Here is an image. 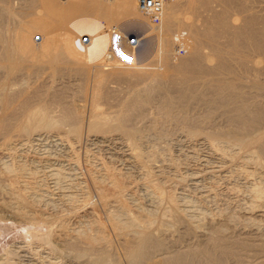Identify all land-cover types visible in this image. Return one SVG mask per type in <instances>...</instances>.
Listing matches in <instances>:
<instances>
[{
    "label": "bare ground",
    "instance_id": "6f19581e",
    "mask_svg": "<svg viewBox=\"0 0 264 264\" xmlns=\"http://www.w3.org/2000/svg\"><path fill=\"white\" fill-rule=\"evenodd\" d=\"M13 2V0H0V136L3 139L15 136L18 139L35 141V139L39 140L40 132L45 134L44 132L56 131V138L61 141L65 139L78 142L82 140L84 142L87 140L102 142L106 140V137H110V133L106 135L107 132L116 131L126 139L128 145L132 148H129L130 151L125 154L129 157L133 156L134 160H139L141 158L138 150L140 132L137 123L144 116L145 107L151 105L158 91H162V96L158 101L159 104L157 103L159 112L165 118H175L183 125H187L188 134L195 135L203 132V127L199 125L200 121L197 123L194 116L190 117L189 115V110L193 109L190 107L195 105L194 103L196 105L201 103L207 107L208 110L204 116L205 121L210 117L211 114L209 113L221 109L230 125L226 129L206 132L205 134L211 144L215 146L222 141L233 142V144L236 143L240 147L255 143L258 147L256 157L264 160V128H262L264 125V106L260 103L262 102L261 95L264 94V80L258 76L264 71V67L261 66V58L259 61L256 59L258 57L255 56V59L250 58L248 54L249 51L264 53V18L252 13L253 11H248L249 8L242 6L241 2V5L235 4L234 9L232 8L233 12H231L230 9L233 5L231 6L227 0H167L160 7L158 23L153 22L152 14L140 6L139 0H19L18 4L20 6L18 8L15 7ZM215 2L220 5L219 9V5L217 6L218 10L212 7ZM15 3L17 4V2ZM198 18H203L202 26L196 24ZM130 31H133L139 37L138 46L128 45L127 35L131 33ZM84 34L89 35V42L82 41ZM36 35H38V39L35 38ZM175 37L180 40L177 44L176 42L173 44ZM177 47L183 49V54H178ZM234 61H236V66L245 68V71L246 67L251 68L250 71L255 73L251 74L253 77L245 82L243 78H246L244 77L246 73L244 72V76H242L239 68L233 65ZM57 73L70 75V78L79 76L82 79L83 94L89 90V94H87L88 92L85 93L89 95L88 103H90L86 115L84 114V108L81 110L79 104H76V101L79 100H75L74 105V101L66 100L67 96L65 97L63 88L57 89L54 87L56 84L53 81L58 77ZM44 74L47 75L46 78L49 81L39 85L38 81L40 79L38 78L43 77ZM30 75L34 76L35 80L38 79L37 83L32 81L29 82L30 84L28 83L27 79ZM71 75L73 76L71 77ZM17 76L19 77L17 78ZM12 79H17L16 83L11 82ZM112 79L116 82L124 81V83H127L128 86L124 89L125 91L121 93L120 89L123 88H119L121 86L119 84V86L117 85L119 89H112L113 87L109 86L112 83L109 81H113ZM35 80L33 79V81ZM65 82L64 84H66ZM74 82H77V80ZM72 83L70 80L71 86ZM70 88L71 91L74 89ZM76 89L80 90L77 87ZM65 92L67 93V91ZM70 94L67 95L70 96ZM80 95L82 96V94ZM76 98L78 97L76 96ZM85 98L83 99L85 100ZM156 98H159V96ZM83 99L81 98L82 101H84ZM86 101H84V104ZM102 104H108V108L105 106L103 108ZM174 108L179 109V113L173 114L172 109ZM151 112L148 111L150 114ZM159 125H161L160 122ZM261 129L262 133L255 134L256 130L260 132ZM0 164L4 165L3 170H1L3 174L10 176L9 173L13 170L14 162L12 165L9 162ZM17 166L23 168L21 163ZM53 174H57V172H53ZM95 175L92 176V182L97 187L98 197L103 203L107 200L106 188L102 186L105 181L108 180L107 184L113 191H120V181L123 180H119L108 171L102 176ZM153 182L158 183V180ZM152 188H154L153 193H157L155 197L162 194L157 184H154ZM251 189L254 191V194H252L256 198H260L264 193L261 186L256 187L253 185ZM129 194L131 195L130 192ZM17 198L21 201L23 199L20 193L17 194ZM166 204L168 205L167 202ZM110 207L111 205L108 208L110 209ZM147 208L150 207L147 206ZM146 211L148 210L139 207L137 213L140 214ZM172 214L174 218L177 215L173 211ZM127 215V219L124 221L118 219L114 214L110 217L111 224L116 229L127 228L130 230L129 235H125L126 237L121 242V248H123L129 264H144L145 261H150L152 264H228L229 259L232 260V264H242L243 259L237 254L232 245L234 241H230L227 238L229 236L224 235V225L211 228L209 232L205 231L207 233L205 240L194 247H190L183 252H171V255H169L170 253L168 255L164 254L167 256H159L160 258L153 259V251L163 248L165 245H163L164 241L162 242L156 233L150 229V226H153L151 225L152 220L150 218L140 219V217L137 218L136 215L130 213ZM65 223L63 222V224ZM166 223L161 225L166 227ZM200 226V224L195 225V228ZM98 227L95 233L90 232L92 228L90 230L89 228L77 229L74 239L68 240L67 238L68 242L66 241L67 244L65 245H68V248L77 253L79 257L83 256L82 253L89 254L95 244L107 245L110 241L100 232ZM77 239L83 243V246H80ZM260 246L262 252H264V244L262 243ZM102 247L101 245L99 251L93 253L92 262L94 264H110L108 254L105 251L107 249ZM92 251H95V249ZM258 260L260 259L258 258ZM262 260H264V254Z\"/></svg>",
    "mask_w": 264,
    "mask_h": 264
},
{
    "label": "rangeland",
    "instance_id": "374dc122",
    "mask_svg": "<svg viewBox=\"0 0 264 264\" xmlns=\"http://www.w3.org/2000/svg\"><path fill=\"white\" fill-rule=\"evenodd\" d=\"M13 1L15 7L18 8V6H20V4H18L19 0ZM227 1L230 2L229 4L231 6L233 5L230 9L231 12H233L232 8L234 9L235 4L237 5V3L240 4L241 2L242 6H247L249 8L248 11H253L252 13L260 17L263 16L262 18H264V10H262L264 9L263 0ZM15 2H17V4ZM217 3L218 2H215L212 6L216 10L220 8V5ZM202 14L203 13L201 12V15ZM202 19L203 18H198L196 20V24L202 26ZM130 32L131 33H128V35L134 34L133 31ZM175 42L176 44L180 42L178 37L174 38L173 44ZM177 49L178 47L176 48V50ZM252 52L253 51H249L248 53L250 58L255 59L256 56L258 57L256 59H258L259 61L261 58L260 63L261 66L264 67V53H260L257 51H254L253 53ZM178 54H183V52H178ZM234 62L233 65L239 68L240 72L242 73L240 74L242 76H244V72L246 73L244 76L246 78H243L245 82L247 81V79L253 77L251 74L255 73H253V71H250L251 68L248 69L246 67V71H249L246 72L245 68L240 66V69L239 66H236V61ZM261 73L258 74V76L260 77V79L264 80V71H262ZM61 74L62 73H57V80L55 78V80L53 81L56 85L53 86L57 89L63 88L62 90L65 93V97L67 96L66 100H70L72 102L74 101V105L77 102L76 104H79L78 106H80L81 110L82 108H84V114L86 115L90 107V103H88L89 95H87L89 94V90L87 91L88 93L85 91V93L87 94H83V88L81 87L83 81L79 76L71 75V77L73 76V78H70V75L64 73V75ZM261 75L263 76L261 77ZM31 76L32 75H30L27 79L28 83H31V81L37 83L38 79H40L38 81L40 85L45 84L49 81L47 80V75L45 74L43 77H40L36 80L34 76ZM18 77L19 76H17V78ZM33 79L35 81H33ZM61 79L63 80V83ZM67 79L69 82L66 81ZM75 79L77 80V82H74L76 81ZM12 80L13 81L11 82L16 83L17 79ZM70 80L71 83L73 82L72 86L70 84ZM64 82L66 84H64ZM109 82H112L111 85H109L111 88L113 87L112 89L123 88L120 89L121 93L124 92V89L128 86L127 83H124V81L116 82L115 80H110ZM67 83H69L70 85ZM75 84L78 85L76 86ZM118 84L121 86H119ZM117 85L119 86V88ZM69 86L74 89L71 91V88ZM68 87L70 90L68 89ZM76 87L80 90L78 91ZM75 89L77 90V92H75ZM68 90L71 92H69ZM65 91H67V93ZM67 94H70V96H68ZM80 94H82V96L85 95L84 97L87 98V101L86 98L84 100V97H82ZM156 94L159 96V98H156L158 97L156 95L151 105L149 104L145 107V114L142 118H140L141 121L138 120L137 123V127L140 132V135L138 137V150L140 152L141 158L139 160H134L135 158L133 156L129 157L127 156V154H125L130 151L129 148H131V146H129L126 139L116 131L107 132L106 135L110 133V137H106V140L102 142H91L88 140H85L86 142H84V140L78 142L65 139H63L64 141H61L56 138V131H50V133L44 132L45 134H43V132H40L41 135L39 134V140L35 139V141L22 140L21 138L18 139L15 136H11L9 139H3L0 136V163L4 164V162H9V164L12 165L14 162L13 170L11 171V173H9L10 176L3 174L1 170H3L4 165L2 166L0 164V264H94L92 262V257L94 256L96 251H99V247L101 245L104 247V249H107L105 251L108 254V260L110 264H129V260L125 256L123 248H121V242L124 237L129 235L130 230H128L127 228L116 229L114 226H112L110 217L112 214H114L118 219L124 221L127 219L128 213L134 214L137 216V218L140 217V219L150 218L152 220L151 225H153L150 226V229H152L156 233V235L161 239L162 242L164 241L163 245L165 246L163 248L153 251V259L160 258L161 256H167L169 253V255H171L172 253L183 252L190 247H194L205 240L207 234L205 231L209 232L211 228L213 229L218 225H224V235L226 237L229 236L227 238L230 239V241H234L232 242V245L234 246L237 254L240 255L241 259H243L242 264H264V260H262L264 252H262L263 250L260 248V245L262 243L264 244V193L262 194L263 197L260 196V198H256V196L253 195L254 191H252L251 189L253 185H255L256 187L261 186L264 189V160L256 157V153L258 150L257 145L253 143L249 144L248 146L239 147V145H236V143L233 144V142L231 143L223 141L219 142L218 145H212L211 141L205 133L209 131L226 129L230 124L221 109H216L214 112L209 113L211 115L207 119V121H205L204 116L206 115L208 109L201 103H197L198 106L196 105V103H194L195 105H192L190 107L193 109L189 110V115L190 117L194 116L197 123H199L200 121L199 125L203 127V132H199L195 135L188 134L186 127L187 125H183L179 120H176L175 118H165L162 116L163 114L159 112V108L157 107L159 104L158 101L162 96V91H158ZM76 96L78 98H76ZM81 98L87 102V105L86 102L84 104V101H82ZM261 98L262 102L260 103L262 106H264V94L261 95ZM75 100L79 101L75 102ZM101 106H105L106 108H108V104H102ZM147 110L149 112L152 111L151 114L148 113ZM178 111L180 110L176 108L172 109L173 114L177 113ZM146 113L149 115H147ZM158 121L161 125H159ZM207 124L209 125V127ZM262 128H264V125ZM257 133H262V129L260 132L256 130L255 134ZM228 144L230 145L228 146ZM230 151L232 152L230 153ZM2 158H4V161L2 160ZM118 159L121 160L119 161ZM19 163H21L23 168H18L17 165H19ZM233 165L234 167L236 166V168H234ZM91 168H93L94 170ZM92 170L94 171V173ZM107 171L116 176L119 180L123 181H120L121 187L119 192L113 191L112 188L107 184L108 180L105 181L104 185L102 186L106 188L107 200L103 203L98 197L97 187L92 182V176H94L95 173V176H102V174L104 175V173ZM53 172H57V174H53ZM183 178L184 180H182ZM256 179L260 180L257 181ZM155 180H158V183L153 182ZM153 183L157 184L159 189L162 191V194L160 196L158 195L155 197L157 193H153ZM27 184H29L31 187ZM21 188L24 190L22 191ZM84 192L88 193L85 194ZM129 192L131 193V195L129 194ZM18 193L22 195V201L17 198ZM83 194L85 195V197ZM35 195L37 196V198ZM29 196L31 197L29 198ZM71 196L72 198H70ZM134 200L135 202H133ZM166 202L168 203V205L166 204ZM110 205L112 208L110 207L109 209L108 207ZM147 206L150 208H147ZM139 207H142L144 210L146 209L148 211L142 212L140 213V215L137 213ZM172 211L174 212V214L175 212L177 213V215L175 216L176 219L174 218ZM63 222H66V225L63 224ZM162 223H166V227L162 226ZM199 224L201 226L196 227V229L195 225ZM96 225L99 226L98 229L100 230V232L107 237L108 241H110L107 245L95 244V247L93 248L95 249V251H92V249L90 251L91 254L82 253L83 256L80 255V253L79 255L82 257H79L77 253L68 248V245H65L67 244L68 240L74 239L77 229L82 230L89 228L90 230V228H92L90 232L95 233L97 230ZM70 228L71 230H69ZM77 241L79 242L80 246H83V243H81L79 239H77ZM111 253H114V258L112 257ZM85 254L87 255L85 256ZM109 256L111 257L109 258ZM258 258L260 260H258ZM145 262L143 263L152 264L150 261L146 263ZM228 264H232L231 259L228 260Z\"/></svg>",
    "mask_w": 264,
    "mask_h": 264
},
{
    "label": "built area",
    "instance_id": "2783aa9c",
    "mask_svg": "<svg viewBox=\"0 0 264 264\" xmlns=\"http://www.w3.org/2000/svg\"><path fill=\"white\" fill-rule=\"evenodd\" d=\"M140 1V6L148 11H150V13L152 14V20L154 23H158L159 21V10L160 7L162 5V3L164 1L167 0H139ZM36 39H38V35L35 36ZM89 35L88 34H84L82 36V41L83 42H89ZM140 40L139 37L136 34H132V35H128L127 37V43L130 46H138ZM177 52H183V49L178 48Z\"/></svg>",
    "mask_w": 264,
    "mask_h": 264
}]
</instances>
